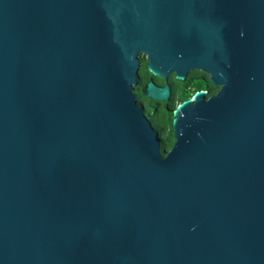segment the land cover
I'll return each mask as SVG.
<instances>
[{"label": "water", "instance_id": "1", "mask_svg": "<svg viewBox=\"0 0 264 264\" xmlns=\"http://www.w3.org/2000/svg\"><path fill=\"white\" fill-rule=\"evenodd\" d=\"M0 264H264V0H0Z\"/></svg>", "mask_w": 264, "mask_h": 264}, {"label": "flooded vegetation", "instance_id": "2", "mask_svg": "<svg viewBox=\"0 0 264 264\" xmlns=\"http://www.w3.org/2000/svg\"><path fill=\"white\" fill-rule=\"evenodd\" d=\"M141 66L138 73V82L133 87V92L137 96V104L141 108V111L151 120L154 127L160 132L161 140L163 139V133L165 128L158 123L159 114H163L164 111L170 112L167 118L173 119V113L179 104L187 99L193 98L194 94L199 91H205V99L217 94L220 90V86L211 81V75L203 69H191L187 73L184 79H178L176 73H171L166 79L163 77L154 75L148 69V58L146 54L139 56ZM153 81L159 87L169 86L170 96L166 101H160L152 99L147 96V86L149 82ZM188 92L190 97L181 100V96ZM166 120V119H165ZM171 135L173 136V128L171 129ZM175 142V140H174Z\"/></svg>", "mask_w": 264, "mask_h": 264}, {"label": "rangeland", "instance_id": "3", "mask_svg": "<svg viewBox=\"0 0 264 264\" xmlns=\"http://www.w3.org/2000/svg\"><path fill=\"white\" fill-rule=\"evenodd\" d=\"M169 114H170V112L164 111L163 112V115H164L163 120H158V123H156V124H161V126H163L165 128V131L163 133V139H166L170 142V140L172 141V135H171L172 126L170 123L171 118L170 117L167 118Z\"/></svg>", "mask_w": 264, "mask_h": 264}, {"label": "trees", "instance_id": "4", "mask_svg": "<svg viewBox=\"0 0 264 264\" xmlns=\"http://www.w3.org/2000/svg\"><path fill=\"white\" fill-rule=\"evenodd\" d=\"M189 97H190V94L188 92H186L181 96V100H185ZM157 118H159V120H163L164 115L159 114ZM170 123L172 126V120L170 121ZM173 144H174L173 137H172V141L170 140V142L166 139L161 140V151H162L163 155H165L172 148Z\"/></svg>", "mask_w": 264, "mask_h": 264}]
</instances>
